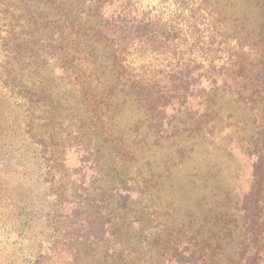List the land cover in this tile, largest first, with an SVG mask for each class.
<instances>
[{"label": "trees", "instance_id": "obj_1", "mask_svg": "<svg viewBox=\"0 0 264 264\" xmlns=\"http://www.w3.org/2000/svg\"><path fill=\"white\" fill-rule=\"evenodd\" d=\"M14 1L0 0L2 16L15 8ZM20 1L36 16L27 27L34 25L38 41L51 49L43 65L60 63L71 91L69 99L53 98L47 80L34 84L31 76L39 69L28 62L31 53L10 28L2 39L0 83L11 94L21 93L30 112L47 108L25 122L28 137L34 138L36 127L57 131L40 156L58 184L55 211L49 213L58 222L45 254L67 255L69 264H216L215 255L191 232L188 215L164 236L166 229L152 224L139 208L157 189L146 155L157 142L152 136L161 138L174 121H165L166 113L181 115L196 97L202 116L215 109L212 99L222 93L264 114V25L256 36L240 34L224 16L228 0H150L156 5L145 11L138 8L139 0ZM252 2L264 12V0ZM130 100L143 118L132 130L124 121ZM36 121L45 125L36 126ZM260 125L264 143V117ZM70 147L86 157L99 154L91 176L80 179L79 197L67 187L73 175L64 168V152ZM259 161L264 180V155ZM141 167L140 179L129 180L128 171ZM74 201L75 209L63 216V206ZM255 204L248 244L256 251L244 264H264V201Z\"/></svg>", "mask_w": 264, "mask_h": 264}, {"label": "rangeland", "instance_id": "obj_2", "mask_svg": "<svg viewBox=\"0 0 264 264\" xmlns=\"http://www.w3.org/2000/svg\"><path fill=\"white\" fill-rule=\"evenodd\" d=\"M228 1L227 9L224 6L222 9L230 25L244 36H256L259 27L264 25L263 9L256 7L252 0ZM24 4L15 0L14 9L9 8L5 17L0 14V70L5 60L2 39L8 36L10 28H14L12 33L17 41L32 55L28 62L39 69L31 76L34 84L45 79L53 98L64 96L69 99V79L62 74L60 63L47 61L48 64L43 65L44 53L51 49L38 41L34 25L27 27L36 16ZM155 5V1H138V8L144 11ZM15 74L23 78L28 76L22 72ZM198 100L196 97L195 104L177 117L167 112L165 121L174 119L168 132L163 130L161 138L152 136L151 141L157 142L151 145L146 159L152 178L157 180V189L139 208L152 224L166 229L164 236L178 227L179 222L186 221L188 215L193 221L191 232L196 233V238L215 255L216 264H233L239 258L241 264L250 263L256 248L248 244L253 235L248 221L257 213L259 205L255 202L261 206L264 201L259 161L264 155V143L260 139L263 110L251 111L248 106L235 104L236 99L231 95L222 93L212 99L215 109L202 116L203 109L198 108ZM43 109L47 108L43 106L30 112L21 93L11 94L0 83V264L70 263L67 255V258L57 257L44 252L50 247L52 229L58 222L52 221L49 215L55 211L53 205L58 184L55 177L47 174V166L40 156L51 144L50 135H56L57 131L51 127H36L32 131L34 138H30L25 127L30 116L44 115ZM138 120L143 121L141 110L134 100H130L124 121L132 130ZM44 123L35 122L36 126ZM170 129L174 131L169 132ZM36 141L46 145L39 143L38 147ZM91 154L86 157L73 147L64 152V168L73 175L67 187L72 189L69 192L75 190L78 197L82 196L77 188L80 179L91 176L93 162L99 155ZM146 159H143L142 167H145ZM98 161L101 165V159ZM142 167L140 172L128 171L129 180L140 179L145 172ZM75 204L74 201L72 206H63V216L71 214ZM99 222V219L95 222L97 230ZM175 239L179 241L180 238L177 235ZM41 254L43 256L39 257Z\"/></svg>", "mask_w": 264, "mask_h": 264}]
</instances>
